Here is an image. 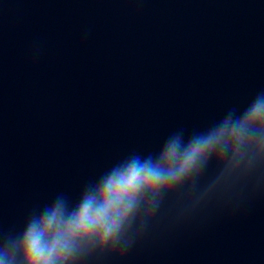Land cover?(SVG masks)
<instances>
[{
  "label": "water",
  "instance_id": "obj_1",
  "mask_svg": "<svg viewBox=\"0 0 264 264\" xmlns=\"http://www.w3.org/2000/svg\"><path fill=\"white\" fill-rule=\"evenodd\" d=\"M261 90L264 0H0V230ZM103 264H264V181L169 205Z\"/></svg>",
  "mask_w": 264,
  "mask_h": 264
},
{
  "label": "clouds",
  "instance_id": "obj_2",
  "mask_svg": "<svg viewBox=\"0 0 264 264\" xmlns=\"http://www.w3.org/2000/svg\"><path fill=\"white\" fill-rule=\"evenodd\" d=\"M211 173V174H210ZM264 181V90L202 128L177 127L0 230V264H103L124 258L169 205L195 208L230 183Z\"/></svg>",
  "mask_w": 264,
  "mask_h": 264
}]
</instances>
